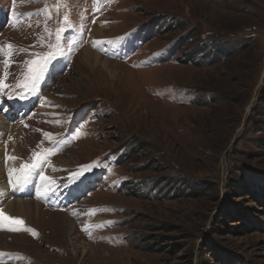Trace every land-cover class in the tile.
Instances as JSON below:
<instances>
[{"label": "rangeland", "instance_id": "obj_1", "mask_svg": "<svg viewBox=\"0 0 264 264\" xmlns=\"http://www.w3.org/2000/svg\"><path fill=\"white\" fill-rule=\"evenodd\" d=\"M7 44L0 101H30L0 149L35 113L13 180L43 158L6 194L57 203L33 227L0 202L4 264H264V0H0Z\"/></svg>", "mask_w": 264, "mask_h": 264}, {"label": "bare ground", "instance_id": "obj_2", "mask_svg": "<svg viewBox=\"0 0 264 264\" xmlns=\"http://www.w3.org/2000/svg\"><path fill=\"white\" fill-rule=\"evenodd\" d=\"M80 58L83 61V63H86L89 66L91 65V66L106 67L109 64V61L101 58L97 53L91 51L89 48H84L81 50ZM7 67L8 66H5V68ZM34 119H35V113H30L28 115V118L26 119H22V120L19 119V121H14L13 124L9 126L5 125V130L9 132L8 133L9 140L6 143L5 147L4 148L1 147L0 149V154L3 153L2 156L3 157L6 156L5 162H2V163L0 162V202H2L1 204L3 205V210H4L3 212L6 214V218H7V215L9 217H12V215H16L18 216V217H14L16 218V220H24L26 221V223L32 225L33 227H36L39 225L38 217H39L40 211L43 208L42 200L47 199L51 203L56 204L57 201L55 199V195L51 191L45 189L44 186L40 184L39 187L35 186V189H36L34 191L35 197L33 198L35 201H31L29 200V198H27L26 200V197H23V196L22 197H11L12 195L8 196L9 192L11 194H17L23 189V187L26 186V184H28L29 182H33L32 179L27 178L26 180H23L20 183H16L15 179L13 180V178L14 176H16L15 171H16L18 164L20 163L19 157L23 154L27 146L30 144L29 141L31 137V134L28 135V133H26L27 131L25 132L21 130L20 127L26 124V122L32 121L31 122L32 126L34 127L35 130H37V126H36L37 123L35 122L36 120L34 121ZM1 120L2 119L0 117V123L3 122ZM0 126H3V125L0 124ZM16 126H19V127L16 128ZM2 130H4V127L2 128ZM35 132L32 135L37 134V131ZM10 157H15V159H10ZM7 160L8 162H6ZM2 170H4L3 174H2ZM9 173H11V176L9 175ZM5 175L10 177L9 179H11L9 184L4 183L3 181L2 177ZM49 181L51 180L45 181L48 187H50V185H48ZM18 184L22 186L18 188ZM6 192L8 193L6 194ZM5 201H7V203H4ZM43 203L45 202L43 201ZM64 221L67 225L70 226V228L72 227L73 222L70 218H64ZM37 230L39 229L37 228ZM0 235H2V237H6L7 234L4 233ZM21 239H23V237ZM4 259H5L4 256L0 255V264H4L3 263V261H5Z\"/></svg>", "mask_w": 264, "mask_h": 264}, {"label": "snow or ice", "instance_id": "obj_3", "mask_svg": "<svg viewBox=\"0 0 264 264\" xmlns=\"http://www.w3.org/2000/svg\"><path fill=\"white\" fill-rule=\"evenodd\" d=\"M45 30H47V29H45ZM13 47L14 46L11 45V44L0 45V52H3L6 57L10 56ZM36 55L38 56V59L26 61V63L29 66L28 67V73H29V77L28 78L31 79L33 81V83L35 82V80L40 78V75L42 74V72L45 69L46 65L50 62V60L52 58H54L55 52H48V53L36 54ZM4 62H5L6 65L9 63L7 58L5 59ZM24 86L27 87V84H25ZM0 87H6V85H3L2 82H0ZM21 98H23V97H21ZM45 135L48 136L50 134L45 133ZM42 158H43V153L34 154V162L32 164H25V165H23L21 167V169L19 171V174L16 177V183H20L23 180H26L28 175H30L33 170H35L37 167H39L38 161L40 159H42ZM10 159H15V157H10ZM9 175L11 176V173H9ZM75 175H79V173H77ZM41 179L42 180H49L50 178H46L43 175H41ZM0 215H2V213H0ZM9 219H16V218L9 217ZM10 230L19 231L20 229H18V228H10ZM27 230L28 231H32L31 229H27Z\"/></svg>", "mask_w": 264, "mask_h": 264}, {"label": "water", "instance_id": "obj_4", "mask_svg": "<svg viewBox=\"0 0 264 264\" xmlns=\"http://www.w3.org/2000/svg\"><path fill=\"white\" fill-rule=\"evenodd\" d=\"M264 78V77H263Z\"/></svg>", "mask_w": 264, "mask_h": 264}]
</instances>
